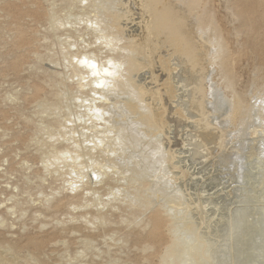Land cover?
<instances>
[{
    "label": "rangeland",
    "instance_id": "1",
    "mask_svg": "<svg viewBox=\"0 0 264 264\" xmlns=\"http://www.w3.org/2000/svg\"><path fill=\"white\" fill-rule=\"evenodd\" d=\"M147 2L0 0V264H163L170 224L196 248L191 264H264V0H202L197 14L178 7L200 50L196 67L154 31ZM136 109L158 120L141 124L146 138L134 130L143 128Z\"/></svg>",
    "mask_w": 264,
    "mask_h": 264
},
{
    "label": "bare ground",
    "instance_id": "2",
    "mask_svg": "<svg viewBox=\"0 0 264 264\" xmlns=\"http://www.w3.org/2000/svg\"><path fill=\"white\" fill-rule=\"evenodd\" d=\"M149 1V3H150V6L151 7H153V10H152V8H151V10L153 11V13H154V15H153V17H154V22H153V24H155V26H154V31H156L157 33H163V34H166V39L168 38V41L172 44V45H175V48H177V49H179L178 51H180L182 54L181 55H184V58L187 60V62L186 63H191V65H194L195 67H196V65H198V63H199V51H198V49H197V47H195V45L191 42V39H189L186 35H185V33H184V31H183V27L184 26H186L185 24H183L182 23V14L184 13V12H186V10L189 12V13H192V12H194V14L196 13L197 14V12H196V10H198L200 7H201V5H202V0H184V1H182L183 3H181V6H178V7H182V4H184V6H185V11L183 12V10H182V14H181V11L180 10H177L178 9V7L177 8H175V7H173L172 6V4H171V1L170 2H168V3H164V1H166V0H148ZM168 1V0H167ZM180 1V0H179ZM180 1V2H181ZM172 2H174V1H172ZM148 3V2H147ZM148 3V4H149ZM175 3V2H174ZM162 4V5H161ZM177 5H178V3H176ZM54 5V4H53ZM142 6V5H141ZM146 6H148L147 4H146ZM26 8V7H25ZM76 8V7H75ZM148 8V7H147ZM181 9V8H180ZM9 12H11V11H9ZM8 12V13H9ZM60 12V11H59ZM109 12V11H108ZM66 13V12H65ZM62 14V13H61ZM60 14V15H61ZM68 14V13H67ZM108 14V13H107ZM111 14V13H110ZM206 14V13H205ZM6 15V14H5ZM9 15V14H8ZM10 15H12V14H10ZM105 15V14H104ZM185 15V14H184ZM49 16H51V15H49ZM199 14L197 15V19L198 18H200L201 16H199ZM205 16V15H204ZM105 17V16H104ZM111 17V16H110ZM117 17V16H116ZM126 17V16H125ZM152 17V16H151ZM11 18V17H10ZM119 18V17H118ZM149 18V17H148ZM212 17L210 16V19H211ZM6 19V18H5ZM153 19V18H152ZM209 19V24L210 25H213V23H212V20H210ZM12 20V19H11ZM50 20H51V18H50ZM53 20V19H52ZM58 20V19H57ZM109 20V19H108ZM199 20V19H198ZM203 20H204V18H203ZM8 21H10V20H8ZM21 22H22V20H20ZM46 21V20H45ZM205 21V20H204ZM6 23H7V20L5 21ZM186 22V21H185ZM199 22H201L202 23V19L199 21ZM207 22V21H206ZM23 23V22H22ZM47 23V22H46ZM88 23V22H87ZM201 23H199V24H201ZM86 24V23H85ZM15 25V24H14ZM32 25V24H31ZM42 25V24H41ZM51 25H52V23H51ZM184 25V26H183ZM202 25H203V28H205V26L206 25H204L203 23H202ZM8 26H9V24H8ZM18 26V25H17ZM17 26H15V27H17ZM39 26V25H38ZM14 26H13V28L14 29H16ZM19 27V26H18ZM52 27V26H51ZM50 27V28H51ZM84 27V26H83ZM25 29H26V27H24ZM118 28H120V27H118ZM152 29V28H151ZM59 31V30H58ZM80 31V30H79ZM84 31V30H83ZM82 32V31H81ZM92 32V31H91ZM90 32V33H91ZM121 32V31H120ZM155 32V33H156ZM9 33H13V32H9ZM40 33V32H39ZM38 33V34H39ZM149 33H152V32H149ZM13 34H15V32L13 33ZM36 34V33H35ZM69 34H70V32H69ZM72 34V33H71ZM120 34V33H119ZM152 34H154V33H152ZM217 34V35H216ZM216 34H214V36L216 37V39H215V37H214V39L215 40H220V39H218V37H220V35L218 34V33H216ZM57 35V34H56ZM151 35V34H150ZM80 36V35H79ZM102 36V35H101ZM142 36V35H141ZM98 37V36H97ZM96 37V38H97ZM104 37V36H103ZM112 37V36H111ZM149 37V36H148ZM45 38H47V37H45ZM161 38V37H160ZM90 40V39H89ZM132 40V39H131ZM134 40V39H133ZM150 40V39H149ZM116 41V40H115ZM221 41V40H220ZM136 42H137V40H136ZM37 44V43H36ZM76 44V43H75ZM74 44V45H75ZM87 44V43H86ZM92 44V43H91ZM132 44V43H131ZM221 44L222 45H220V48H219V50H220V53H218L219 54V56H218V58H219V60H218V66L221 68V73L223 74L224 73V76L225 77H223L224 79H226V80H228V79H231L232 78V72H231V69H230V63H229V60H230V58H229V56H227L228 54H226V51H227V49H226V47H225V45H224V43L223 42H221ZM93 45V44H92ZM91 45V46H92ZM109 45V44H108ZM135 45V44H134ZM89 46H90V44H89ZM96 46V45H95ZM118 46V45H117ZM148 46V45H147ZM81 47V46H80ZM101 47V46H100ZM127 47H128V45H127ZM142 47V46H141ZM67 48V47H66ZM84 48H86V47H84ZM123 48L124 49H126L124 46H123ZM88 49V48H87ZM91 49V48H90ZM119 49H120V47H119ZM123 49V50H124ZM128 49V48H127ZM149 49V48H148ZM177 49H175V50H177ZM1 50V49H0ZM133 50V49H132ZM137 50V49H136ZM136 50H134V51H136ZM141 50H143L142 48H141ZM68 51H69V49H68ZM92 51H94V50H92ZM130 51H131V49H130ZM134 51H132V52H134ZM140 51V49L138 50V51H136V52H139ZM147 51V50H146ZM81 52H82V50H81ZM89 52V51H88ZM102 52V51H101ZM142 52V51H141ZM141 52H140V54H141ZM144 52H145V50H144ZM72 53H73V51H72ZM80 53V52H79ZM78 53V54H79ZM84 53V52H83ZM90 53V52H89ZM93 53V52H92ZM96 53V52H95ZM99 53V52H98ZM97 53V54H98ZM146 53V52H145ZM50 54V53H49ZM60 54V53H59ZM62 54V53H61ZM94 54V53H93ZM117 54V53H116ZM125 54V53H124ZM144 54V53H143ZM74 55V54H73ZM90 55V54H89ZM95 55V54H94ZM118 55V54H117ZM127 55V54H126ZM130 55V54H129ZM145 55V54H144ZM148 55V54H147ZM179 55V54H178ZM181 55H179L180 57H181ZM65 56V55H64ZM80 56V55H79ZM100 56V55H99ZM98 55H97V57H99ZM120 56V55H119ZM123 56V55H122ZM136 56H138V55H136ZM52 57V56H51ZM70 57V56H69ZM141 57V56H140ZM54 58V57H53ZM61 58V57H60ZM100 58V57H99ZM124 58H128V57H125L124 56ZM133 58V57H132ZM132 58H129L130 60L132 59ZM135 58V57H134ZM137 58V57H136ZM182 58V57H181ZM113 59V58H112ZM118 59V58H117ZM129 59H127V61L129 60ZM60 60V59H59ZM97 60V59H96ZM125 60V59H124ZM138 60V59H137ZM184 60V59H183ZM99 61V60H98ZM113 61V60H112ZM121 61V60H120ZM135 61V60H134ZM134 61H133V63H134ZM139 61V60H138ZM61 62V61H60ZM69 62V61H68ZM90 63H91V61H89ZM132 62V61H131ZM136 62V61H135ZM105 63V62H104ZM115 63V62H114ZM123 63H126V62H123ZM131 64V65H134V64ZM136 63H138V62H136ZM188 63V64H189ZM202 63V62H201ZM200 63V64H201ZM99 64H100V62H99ZM141 64V63H140ZM139 64V66H141ZM9 65V64H8ZM122 65V64H121ZM137 64H136V69H137ZM138 66V67H139ZM189 66H190V64H189ZM194 66L192 67V69L194 68ZM199 66H201V65H199ZM73 67L75 68V66L73 65ZM88 67V66H87ZM128 67V66H127ZM89 68V67H88ZM73 69V68H72ZM91 69V68H90ZM130 69V68H129ZM136 69H133L134 70V72H136L135 70ZM139 69V68H138ZM198 69V67L196 68V70ZM200 69V68H199ZM198 69V70H199ZM202 67H201V72H202ZM60 70V69H59ZM93 70V69H92ZM194 70V69H193ZM196 70H194V71H196ZM71 71V70H70ZM78 72V71H77ZM132 72V71H131ZM134 72H133V75H134ZM199 72H200V70H199ZM200 72V73H201ZM56 73V72H55ZM118 73V72H117ZM126 73V72H125ZM124 73V74H125ZM65 74V73H64ZM63 74V75H64ZM68 74V73H67ZM75 74V73H74ZM126 74H128V72L126 73ZM132 74V73H131ZM54 75V74H53ZM56 75V74H55ZM71 75V74H70ZM69 75V76H70ZM78 75V74H77ZM117 75H119V74H117ZM130 75V73L128 74V76ZM133 75H130V76H133ZM85 76V75H84ZM129 76V77H130ZM223 76V75H222ZM74 77V76H73ZM116 77H118V76H116ZM126 76H124V78H125ZM50 78H52V77H50ZM55 78H57V75H56V77ZM55 78H54V80H55ZM83 78V77H82ZM88 78V77H87ZM109 78V77H108ZM121 78H122V76H121ZM128 78V77H127ZM130 79V78H129ZM128 79V80H129ZM51 80V79H50ZM62 80V79H61ZM82 80V79H81ZM204 80V79H203ZM91 81V80H90ZM112 81V80H111ZM117 81V80H116ZM119 81V80H118ZM117 81V82H118ZM125 81V80H124ZM127 81V80H126ZM56 82V81H55ZM121 82V81H120ZM129 82V81H128ZM203 82V81H202ZM66 83H67V81H66ZM106 83V82H105ZM117 84V83H116ZM131 84H133L132 82H131ZM201 84V83H200ZM87 85V84H86ZM118 85V84H117ZM119 85H120V83H119ZM124 85V84H123ZM128 85H129V83H128ZM199 85V84H198ZM203 85V84H202ZM79 86V85H78ZM81 86V85H80ZM85 86V85H84ZM120 86H122V85H120ZM134 86H136V84H134ZM138 86V85H137ZM200 86L201 85H199V89H197L196 91L197 92H199V94L200 93H202L201 94V96H203V98L204 99H207V101H208V97H207V92L209 91V90H204V88L201 86V88H200ZM107 87V86H106ZM197 87V86H196ZM52 88V87H51ZM96 88V87H95ZM115 88V87H114ZM126 88V87H125ZM128 88H129V86H128ZM127 88V89H128ZM138 88V87H137ZM52 89H54V87L52 88ZM56 89V88H55ZM82 89V88H81ZM89 89V88H88ZM126 89V90H127ZM144 89V88H143ZM195 89V88H194ZM83 90V89H82ZM145 90V89H144ZM220 90V89H219ZM137 91V90H136ZM145 91H147V89L145 90ZM214 91H218L217 89H215ZM52 92V91H51ZM55 92V91H54ZM54 92H52V95H53V93ZM83 92V91H82ZM86 92V91H85ZM215 92V96H216V94H220V93H216ZM15 93V92H14ZM46 93V92H45ZM56 93V92H55ZM93 93V92H92ZM138 93L140 94V96H141V103L143 104V96H145L144 95V91L143 90H141L140 89V86H139V88H138ZM146 93V92H145ZM147 93H148V91H147ZM155 93V92H154ZM57 94V93H56ZM88 94V93H87ZM87 94H85V95H87ZM160 94V93H159ZM83 95V94H82ZM111 95V94H110ZM129 95V94H128ZM50 96V95H49ZM88 96V95H87ZM139 96V97H140ZM155 96V95H154ZM218 96V95H217ZM224 96V95H223ZM226 96V95H225ZM75 97H77V96H75ZM74 97V98H75ZM91 97V96H90ZM54 98V97H53ZM82 98V97H81ZM91 98H93V97H91ZM90 98V99H91ZM202 98V99H203ZM259 98H261V97H259ZM66 99V98H65ZM106 99V98H105ZM204 99L201 101V107H202V109H203V101H204ZM225 99H227V98H225ZM234 99H235V104H236V102H237V104L238 103H240L241 102V98H239L236 94H235V96H234ZM241 99V100H240ZM263 100H264V98H262ZM94 98L91 100L92 102H94V101H96V100H94ZM259 100V99H258ZM261 100V99H260ZM262 100V101H263ZM105 101V100H104ZM104 101H103V103H104ZM110 101V100H109ZM210 101H212V100H210ZM224 101V100H223ZM228 101V100H227ZM62 102V101H61ZM92 102H89V103H92ZM100 102H101V100H100ZM111 102V101H110ZM115 102V101H114ZM119 102V101H118ZM124 102V101H123ZM221 98L220 99H218L217 101H216V104H215V109H218V108H216V107H221ZM54 103V102H53ZM76 103V102H75ZM122 103V102H121ZM129 103V102H128ZM261 103V102H260ZM97 104H100V103H97ZM97 104H95L96 106H97ZM111 104V103H110ZM110 104H108V105H110ZM115 104H116V102H115ZM114 104V105H115ZM126 104V102H124V105ZM131 104V103H130ZM199 104H200V101H199ZM79 105V104H78ZM88 105V104H87ZM101 105V104H100ZM119 105V104H118ZM117 105V106H118ZM133 105H135V104H133ZM138 105V104H137ZM57 106V105H56ZM120 106V105H119ZM118 106V107H119ZM127 106V105H126ZM222 106H223V104H222ZM94 107V106H93ZM99 107V106H98ZM104 108H106V106H103ZM116 107V106H115ZM131 107V106H130ZM132 107H134V106H132ZM205 107V106H204ZM45 108V107H44ZM77 108V107H76ZM91 108V107H90ZM103 108V109H104ZM137 108V107H136ZM264 109V103H263V105H261V106H259V109L258 110H261V109ZM114 109V108H113ZM125 108H123V110H124ZM127 109H129L130 110V108H127ZM235 109V108H234ZM88 110V109H87ZM93 110V109H92ZM95 110V109H94ZM102 110V109H101ZM115 110V109H114ZM103 111V110H102ZM151 111H152V108H151ZM263 111V110H262ZM89 112H91L90 110H89ZM142 112V111H141ZM236 112H237V109H236ZM241 112V111H240ZM127 113V112H126ZM126 113H125V115H126ZM132 113V112H131ZM135 113V112H134ZM154 113V112H153ZM204 113V112H203ZM219 113V112H218ZM259 113H260V111H259ZM72 114V113H71ZM86 114V113H85ZM95 114V113H94ZM135 114H137L136 116H138V118H136V119H134V121H135V123L136 122H139V124L141 125H146L145 127H150V126H152V125H156V123H157V121L158 120H156V123H155V120H154V118H156V117H154V116H151V117H153V119L152 118H148V117H146V116H144L143 114H141L140 113V111L138 112L137 111V109H136V113ZM235 114V113H234ZM237 114V113H236ZM104 115V114H103ZM240 115V114H239ZM46 116V115H45ZM123 116V115H122ZM159 116V115H158ZM205 116V115H204ZM252 116V115H251ZM262 116V115H261ZM44 117V116H43ZM95 117H97V116H95ZM105 117V116H104ZM126 117H127V115H126ZM199 117V116H198ZM247 117V116H246ZM111 118V117H110ZM230 118V117H229ZM237 118V117H236ZM41 119V118H40ZM107 119V118H106ZM115 119V118H114ZM162 119V118H161ZM29 120V119H28ZM124 120H126L127 121V119H125V117L122 119V121H124ZM228 120V119H227ZM10 121V120H9ZM91 121V120H90ZM232 121V120H231ZM44 122V121H43ZM56 123H57V121H55ZM61 122H62V120H61ZM60 122V123H61ZM109 122V121H108ZM51 123V122H50ZM54 123V122H53ZM94 123V122H93ZM117 123V122H116ZM160 123V122H159ZM208 124V123H207ZM35 125H36V122H35ZM34 125V126H35ZM48 125V124H47ZM56 125V124H55ZM79 125V124H78ZM141 125V127H143ZM49 126V125H48ZM58 126V125H57ZM136 126V125H135ZM56 127V126H55ZM61 127V126H60ZM66 127V126H65ZM64 127V128H65ZM98 127V126H97ZM157 127H158V124H157ZM72 128V127H71ZM74 128V127H73ZM78 128V127H77ZM44 129V128H43ZM60 129V128H59ZM99 129V128H98ZM114 129V128H113ZM109 130V129H108ZM118 130V129H117ZM135 130V132H136V134H137V136L139 135V137L140 138H146L145 136H148L147 135V132H148V130H147V128H135L134 129ZM154 131H156V130H154ZM71 132V131H70ZM124 132V131H123ZM126 132V131H125ZM128 132V131H127ZM75 133V132H74ZM69 134V133H68ZM134 134V133H133ZM135 134V135H136ZM158 134V133H157ZM57 135V134H56ZM73 135V134H72ZM82 135V134H81ZM132 135V134H131ZM55 136V135H54ZM67 136V135H66ZM69 137H70V135H69ZM126 137V136H125ZM156 137V136H155ZM39 138V137H38ZM73 137H71V139H72ZM82 138V137H81ZM121 138V137H120ZM137 138V137H136ZM147 138H149V137H147ZM65 139V138H64ZM96 139V138H95ZM116 139V138H115ZM151 138H149L148 139V141L150 140ZM141 140V139H140ZM261 140V139H260ZM38 141V140H37ZM60 141V140H59ZM58 141V142H59ZM67 141H69V139H67ZM66 141V142H67ZM30 142V141H29ZM90 142V141H89ZM36 143V142H35ZM69 143V142H68ZM75 143V142H74ZM145 143H146V141H145ZM144 143V144H145ZM241 143V142H240ZM77 144H79V143H77ZM108 144H109V142H108ZM128 144V143H127ZM63 146V145H62ZM78 146H80V145H78ZM136 146V145H135ZM139 146V145H138ZM73 147V146H72ZM72 147H70V148H72ZM94 147V146H93ZM157 147V146H156ZM51 148V147H50ZM70 148H69V150H70ZM75 148V147H74ZM131 148V147H130ZM135 148V147H134ZM144 148V147H143ZM68 149V148H67ZM68 150V151H69ZM73 150V149H72ZM72 150H70L71 152H73ZM128 151V150H127ZM145 151V150H144ZM151 151V150H150ZM90 152V151H89ZM148 152H149V149H148ZM56 153H58V152H56ZM75 152H73V154H74ZM78 153V152H77ZM146 153H147V151H146ZM144 154H145V152H144ZM45 155V154H44ZM80 156H82L81 154H79ZM83 155H84V153H83ZM123 155V154H122ZM146 155V154H145ZM55 156V155H54ZM59 156V155H58ZM89 156V155H88ZM76 157V156H75ZM83 157V156H82ZM97 157V156H96ZM149 157V156H148ZM256 157V156H255ZM59 158V157H58ZM77 158V157H76ZM252 158V157H251ZM67 159V158H66ZM75 159V158H74ZM96 160V159H95ZM74 161V160H73ZM72 162V161H71ZM142 162V161H141ZM88 163V162H87ZM126 163V162H125ZM136 163V162H135ZM163 163V162H162ZM54 164V163H53ZM89 164V163H88ZM157 164V163H156ZM68 165V164H67ZM119 165V164H118ZM70 166V165H69ZM72 166V165H71ZM70 166V167H71ZM244 166V165H243ZM41 168V167H40ZM111 168V167H110ZM120 168V167H119ZM151 168V167H150ZM177 168V167H176ZM55 169H57V168H55ZM55 169H54V171H55ZM60 169V168H59ZM73 169V168H72ZM76 169V168H75ZM74 169V170H75ZM71 170V169H70ZM129 170H131V169H129ZM49 171V170H48ZM67 171V170H66ZM73 171V170H72ZM76 171H77V169H76ZM81 171V170H80ZM57 172V171H56ZM144 172V171H143ZM59 173V172H58ZM66 173V172H65ZM111 173V172H110ZM129 173V172H128ZM160 173V172H159ZM96 174V173H95ZM119 174V173H118ZM122 174V173H121ZM139 174H140V172H139ZM59 175V174H58ZM61 175V174H60ZM63 175V174H62ZM83 175V174H82ZM69 176V175H68ZM113 176V175H112ZM137 176V175H136ZM110 177V176H109ZM41 178V177H40ZM119 178V177H118ZM128 179V178H127ZM52 180V179H51ZM106 180V179H105ZM130 180V179H129ZM42 181V180H41ZM63 181V180H62ZM108 181V180H107ZM111 181V180H110ZM131 181V180H130ZM145 181V180H144ZM46 182H47V180H46ZM56 182V181H55ZM106 182V181H105ZM113 183V182H112ZM133 183H135V182H133ZM142 183V182H141ZM66 184V183H65ZM88 184V183H87ZM64 185V184H63ZM80 185V184H79ZM100 185V184H99ZM139 185H141V184H139ZM72 186V185H71ZM92 186V185H91ZM90 186V187H91ZM115 186H116V184H115ZM128 186H130V185H128ZM150 186V185H149ZM63 187V186H62ZM69 187V186H68ZM81 187V186H80ZM83 187V186H82ZM88 187V186H87ZM93 187V186H92ZM131 187V186H130ZM7 188V187H6ZM100 188V187H99ZM112 188V187H111ZM172 188V187H171ZM65 189H67V188H65ZM64 189V190H65ZM71 190V188H68L67 189V191L68 190ZM76 189H78V188H76ZM86 189V188H85ZM93 189V188H92ZM95 189H96V187H95ZM132 189V188H131ZM157 189V188H156ZM63 190V191H64ZM134 190V189H133ZM42 191V190H41ZM52 191V190H51ZM67 191H66V193H67ZM72 191V190H71ZM85 191V190H84ZM101 191V190H100ZM157 191V190H156ZM73 192V191H72ZM74 192H77V190L76 191H74ZM73 192V193H74ZM93 192V191H92ZM113 192V191H112ZM111 192V193H112ZM130 192V191H129ZM60 193H61V191H60ZM59 193V194H60ZM70 193V192H69ZM98 193V192H97ZM100 193V192H99ZM146 193V192H145ZM65 194V193H64ZM72 194V193H71ZM130 194V193H129ZM128 194V195H129ZM50 195V194H49ZM115 195V194H114ZM127 195V196H128ZM131 195V194H130ZM54 196V195H53ZM76 196V195H75ZM79 196H81V195H79ZM79 196H76V197H74V198H76V200H77V197H79ZM86 196V195H85ZM90 196V195H89ZM93 196V195H92ZM102 196V195H101ZM144 196V195H143ZM157 196V195H156ZM167 196V195H166ZM69 198H71V196H68ZM53 198V197H52ZM73 198V197H72ZM74 198H73V201H75L74 200ZM80 198V197H79ZM78 198V199H79ZM82 198H84V195H82ZM140 198V197H139ZM55 199V198H54ZM63 199V198H62ZM61 199V200H62ZM65 199V198H64ZM67 199V198H66ZM86 199H88V197L86 198ZM85 199V200H86ZM114 199V198H113ZM57 200V199H56ZM61 200H58L57 202H52V203H50V204H48L47 205V209H50L51 208V210L52 209H55V208H59L61 205H62V201ZM80 200H81V198H80ZM80 200H77V202L78 201H80ZM84 200V199H83ZM126 200V199H125ZM132 200V199H131ZM82 201V200H81ZM88 201H89V199H88ZM130 201V200H129ZM50 202V201H49ZM70 202V201H69ZM90 202V201H89ZM122 202V201H121ZM121 202H119V203H121ZM14 203V202H13ZM84 203V202H83ZM82 203V204H83ZM98 203V202H97ZM104 203V202H103ZM109 203V202H108ZM111 203V202H110ZM109 203V204H110ZM54 204V205H53ZM66 204H67V202H66ZM73 204H74V202H73ZM88 204V203H87ZM87 204H86V206H87ZM92 204V203H91ZM144 204V203H143ZM16 205H17V203H16ZM78 205H80V204H78ZM113 205V204H112ZM120 205V204H119ZM149 205V204H148ZM13 206H15V205H13ZM43 206V205H42ZM44 206L46 207V203L44 204ZM90 206V205H89ZM136 206V205H135ZM139 206V205H138ZM144 206V205H143ZM147 206V205H146ZM10 207V206H9ZM69 207V206H68ZM121 207V206H120ZM119 207V208H120ZM145 207V206H144ZM149 207V206H148ZM147 207V208H148ZM4 208H6V207H4ZM13 208H15V207H13ZM81 208V207H80ZM86 208V207H85ZM146 207H145V211H146V209H147ZM152 208V207H151ZM162 208V207H161ZM165 208V207H164ZM171 208V207H170ZM173 208V207H172ZM8 209H11V208H8ZM44 209V208H43ZM82 209V208H81ZM132 209V208H131ZM138 209V208H137ZM7 210V209H6ZM114 210V209H113ZM141 210V209H140ZM148 210V209H147ZM167 210V209H166ZM17 211V210H16ZM92 211V210H91ZM102 211V210H101ZM100 211V212H101ZM150 211V210H149ZM148 211V212H149ZM165 211V210H164ZM13 212V211H12ZM55 212V211H54ZM167 212V211H166ZM166 212H165V214H166ZM40 213V212H39ZM77 213V212H76ZM112 213V212H111ZM121 213V212H120ZM12 214V213H11ZM113 214V213H112ZM122 214V213H121ZM137 214V213H136ZM104 215V214H103ZM107 215H109L110 216V213L108 214V213H106V215H105V217L107 216ZM141 215V214H140ZM164 215V214H163ZM167 215V214H166ZM165 215V216H166ZM170 215V214H169ZM99 216V215H98ZM123 216V215H122ZM168 216V215H167ZM174 216V215H173ZM77 217V216H76ZM82 217V216H81ZM91 217V216H90ZM93 217H95V216H93ZM97 217V216H96ZM100 217H102V214L100 215ZM99 217V218H100ZM105 217H103V218H105ZM133 217H136V216H133ZM99 218H98V220H99ZM108 218V217H107ZM169 218H171V217H169ZM33 219V218H32ZM76 219V218H75ZM88 219V218H87ZM87 219H86V222H87ZM106 219V218H105ZM1 220V219H0ZM72 220H73V218H72ZM95 220V219H94ZM136 220V219H135ZM107 221V220H106ZM148 221H150V220H148ZM148 221H146L147 222V224L149 223ZM173 219H172V222L171 223H173ZM78 222V221H77ZM145 222V223H146ZM71 223V222H70ZM89 223H92L91 221H88L87 222V224H89ZM102 223V222H101ZM108 223H109V220H108ZM111 223V222H110ZM109 223V224H110ZM66 224V223H65ZM147 224H145V225H147ZM144 225V226H145ZM174 225V224H173ZM221 225H222V223H221ZM147 226H149V225H147ZM146 226V227H147ZM169 226V225H168ZM150 227H151V225H150ZM174 227V226H173ZM172 225L170 224V228H169V232H170V234H169V232L167 231V230H165V232L167 231V233L171 236V243L167 246V247H165V255H163L162 256V260L160 261V262H162L163 264H183V263H185V262H187V264H191V261L193 260V259H195V257H196V248L195 247H192V246H190V247H188V246H186L185 245V243L182 241V240H179V239H176V238H174V236H173V234H172ZM145 228V227H144ZM149 228V227H148ZM168 228H166V229H168ZM75 229V230H74ZM73 230L75 231V232H77V229L76 228H74ZM78 229H79V227H78ZM81 229V228H80ZM146 229V228H145ZM71 230V229H70ZM174 230V229H173ZM175 230H176V227H175ZM236 227H235V224H231L230 225V231H231V233H235L236 234ZM141 231H143V230H141ZM74 232V233H75ZM66 233V232H65ZM72 233V232H71ZM71 233H70V235H71ZM133 232H131V234H132ZM136 233H138V231H136ZM145 233H147V230H146V232ZM144 233V234H145ZM131 234H130V236H131ZM67 235V234H66ZM73 235V234H72ZM133 235V234H132ZM139 235H140V233H139ZM146 235V234H145ZM74 236H76V235H74ZM134 236V235H133ZM141 236V235H140ZM81 237V236H80ZM135 237V236H134ZM140 238V237H139ZM178 238V237H177ZM86 239V238H85ZM147 246V245H146ZM145 248H147V247H145ZM150 248V247H149ZM151 249V248H150ZM154 248H152V250H153ZM151 250V251H152ZM146 251H148V249H146ZM183 258V257H185V259H183L182 261H179V258ZM5 259V258H4ZM209 262L211 263L212 262V264H213V260L211 259V258H209Z\"/></svg>",
    "mask_w": 264,
    "mask_h": 264
},
{
    "label": "snow or ice",
    "instance_id": "3",
    "mask_svg": "<svg viewBox=\"0 0 264 264\" xmlns=\"http://www.w3.org/2000/svg\"><path fill=\"white\" fill-rule=\"evenodd\" d=\"M81 63L92 68V69H96V67H97V65L95 63H90L87 59L81 61ZM105 71H107V70H105ZM93 75H99V73L96 71H93ZM97 86L100 87L102 85H97Z\"/></svg>",
    "mask_w": 264,
    "mask_h": 264
}]
</instances>
